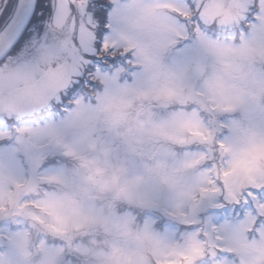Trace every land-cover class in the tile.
<instances>
[{
    "label": "snow or ice",
    "instance_id": "snow-or-ice-1",
    "mask_svg": "<svg viewBox=\"0 0 264 264\" xmlns=\"http://www.w3.org/2000/svg\"><path fill=\"white\" fill-rule=\"evenodd\" d=\"M0 264H264V0H0Z\"/></svg>",
    "mask_w": 264,
    "mask_h": 264
}]
</instances>
